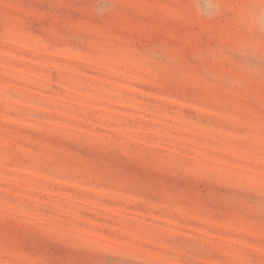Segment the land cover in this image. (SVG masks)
Returning <instances> with one entry per match:
<instances>
[{"label": "rangeland", "instance_id": "374dc122", "mask_svg": "<svg viewBox=\"0 0 264 264\" xmlns=\"http://www.w3.org/2000/svg\"><path fill=\"white\" fill-rule=\"evenodd\" d=\"M0 264H264V0H0Z\"/></svg>", "mask_w": 264, "mask_h": 264}]
</instances>
